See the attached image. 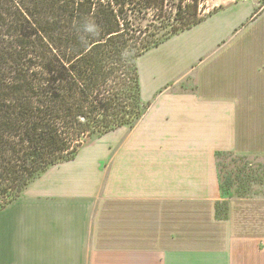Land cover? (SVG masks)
Returning <instances> with one entry per match:
<instances>
[{
    "label": "crops",
    "instance_id": "1",
    "mask_svg": "<svg viewBox=\"0 0 264 264\" xmlns=\"http://www.w3.org/2000/svg\"><path fill=\"white\" fill-rule=\"evenodd\" d=\"M259 4L229 0L140 57L147 112L0 206V264H264V193L226 192L217 159L264 155Z\"/></svg>",
    "mask_w": 264,
    "mask_h": 264
},
{
    "label": "trees",
    "instance_id": "2",
    "mask_svg": "<svg viewBox=\"0 0 264 264\" xmlns=\"http://www.w3.org/2000/svg\"><path fill=\"white\" fill-rule=\"evenodd\" d=\"M172 1L0 0L1 207L144 116L140 57L204 20L199 0Z\"/></svg>",
    "mask_w": 264,
    "mask_h": 264
},
{
    "label": "rangeland",
    "instance_id": "3",
    "mask_svg": "<svg viewBox=\"0 0 264 264\" xmlns=\"http://www.w3.org/2000/svg\"><path fill=\"white\" fill-rule=\"evenodd\" d=\"M227 1L229 0H199L198 3L199 16L204 17L205 19L208 14L214 13L220 5H222ZM255 1L260 2L259 4L260 7L264 6V0H255ZM171 5L172 7L177 6L178 0H175V3L172 1ZM186 29H190V28H186ZM176 34L177 33L171 34V36L166 38L162 43L169 40ZM143 97L145 101L148 100L150 101L149 98L151 97V95L143 94ZM136 124L137 123H135L132 126L124 125L122 126V128L128 131L132 129ZM96 139L97 137L89 141L86 145L95 143ZM82 148L80 149V151L82 150ZM217 159L220 170L222 187L226 192L235 195H246L253 193L259 194V191L261 190L264 193V155L248 156V155H237L234 153H222L218 155ZM219 204H220V208L224 209V207L226 206V201H222Z\"/></svg>",
    "mask_w": 264,
    "mask_h": 264
}]
</instances>
